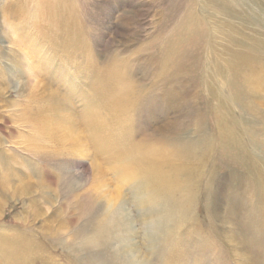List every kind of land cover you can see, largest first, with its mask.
<instances>
[{"label":"rangeland","instance_id":"rangeland-1","mask_svg":"<svg viewBox=\"0 0 264 264\" xmlns=\"http://www.w3.org/2000/svg\"><path fill=\"white\" fill-rule=\"evenodd\" d=\"M243 1L232 20L215 0H0V264H85L105 188L137 243L139 202L175 206L154 264H264V64L234 72L207 36L264 34V0Z\"/></svg>","mask_w":264,"mask_h":264},{"label":"bare ground","instance_id":"bare-ground-1","mask_svg":"<svg viewBox=\"0 0 264 264\" xmlns=\"http://www.w3.org/2000/svg\"><path fill=\"white\" fill-rule=\"evenodd\" d=\"M211 3H213L212 0H211ZM244 3L245 2L243 0H215V4H212L211 6L209 5L210 6L209 8H210V12H212L213 14H217V16H220V17L221 16H225L227 18H230L232 20H235L236 17H234L233 14L239 15V12L237 10V7L239 5H244ZM67 9H68V6H67ZM259 10H260V12L264 13V10L261 9L260 7H259ZM256 12H257V10H256ZM260 12H258V13L260 14ZM204 14H206V13H204ZM211 14L209 16H213ZM243 14L244 13H242V15ZM187 17L188 18L186 19L185 22H187L188 20H190L192 22L193 16L190 15V16H187ZM217 19H219V18H217ZM243 19H247V18H243ZM240 20L242 22V19H240ZM247 21H250L249 23L250 24H253V26H255V27H256V25L261 24L260 21H258L257 19H254V20L253 19H247ZM220 24L221 25L217 24V25L214 26V28H211V32L210 31H207V32H209L207 36L209 37V34H210V40H212V42H214L213 39H215L216 37H218L222 41L221 43L225 46V52H224L225 54H223V55H227L226 57H230L231 58L230 60L232 61L231 63H228L231 70H233L235 72V71H238V69H241L243 66H252V68H253V66L256 67L258 64H264V34L256 33L257 29L255 27H253V28H248L249 31L252 32V34H254V32H255V34L253 36L250 35L249 33L248 34L243 33V35H241L240 32H242V31L240 29H238L237 27L235 28L230 23V21H227V22H224V23L221 22ZM213 25H214V23H213ZM262 26L264 27V23H262ZM208 29H209V26H208ZM12 33L14 34V32H12ZM258 35H259L258 38L255 37V36H258ZM209 50H210V48H209ZM221 53H223L222 50H221ZM33 78H34V76H33ZM34 81H36V80H34ZM24 86L27 87L26 85H24ZM36 87H38V85ZM259 90H261V89H259ZM233 94L235 95V92ZM50 95L53 96V99L55 98V100L58 101L57 102L58 104H62L61 101H60V97L61 96L59 97L58 93L51 92ZM63 108L65 110V114H69L70 113V111L65 106ZM68 108H70V106ZM68 116H70V115H68ZM66 128H67L66 130H67V134H68L67 136H68V138L70 140H72L73 142H75L76 144H80L82 146V144H81L82 136L77 132L78 129L76 128V126H74V125H71V126L67 125ZM84 147H85V145H84ZM85 148H84V151L86 149H88V148H86V149ZM87 156L89 157L88 154H87ZM83 157H84V155H83ZM84 158H86V157H84ZM99 167H100V165H99ZM100 169H101V171L103 170L102 168H100ZM122 169H123V167H122ZM125 169H126V167H125ZM93 170H94V173H95L96 172L95 166L93 167ZM97 173L98 172H96L94 176H96ZM130 174H131V172H130ZM97 175H99V173ZM155 175L158 176V174H155ZM160 176H161V174H160ZM97 177H99V176H97ZM153 177H154V175H153ZM106 179H107V177H106ZM129 180H128V182H129ZM124 181H126V179ZM158 183L159 184L162 183V178L161 177H159ZM151 184H152V182H151ZM103 185H104V187L107 186V184L105 185V183H103ZM99 186H101L100 183H99ZM99 186L97 187L98 189H99ZM20 187H22V186H20ZM103 190L104 191H102L100 195L106 201V203L104 204L105 205L104 206L105 213L101 214L98 218H96L90 224V229L88 230V232H90V233L88 234L87 239H88V242L90 244L91 243L93 244V246L90 249H92L94 251L92 252L90 258H88V259L85 260V264H154L153 263L154 261L152 262V257L154 255L155 245H156L157 241L160 240L159 238L161 237V233H160L161 232V229L164 230V233H167L165 231L168 230V232H170V234H171V231H172L171 227H172V225H171L170 220H172V217H174L173 216L174 215L173 214V211L175 210V206L173 205L171 208H166V207H163L162 206L161 209H160V207H159L160 205L156 201L155 198L154 199L153 198H150V200H147V201H144L143 200L144 202H142V204H141V202H139L140 205L137 206V208L142 213L144 211H148V210H152V212H151V214L149 216H143V218H142L143 219L142 220L143 224L142 225L139 226L140 222H139V224L135 223V224L138 225L137 227H139V228L142 227L140 229H144V231H145V235L142 236L143 243H141V242H138L137 243L136 240H135V237H137V235L135 234L134 220H133V217L131 215L132 212H130V209L131 208H128L127 209V202L125 201L127 199L124 198V194H120L121 191L120 192H116V190L114 191V190H111L110 188H107V189L105 188ZM100 191H101V189H100ZM117 191H119V189H117ZM160 191H158V192L160 193ZM23 192L25 193L26 191L23 190ZM23 192H22V189H18L17 194H21ZM167 193H169V192H167ZM147 195L148 194H146L145 196L147 197ZM185 197H186V195H185ZM139 198H138V200H139ZM163 198L165 199V197H163ZM181 202H182V200H181ZM171 209L173 210L172 212H171ZM179 210H181V209H179ZM141 212H139V213H141ZM161 214L163 215L162 218H161ZM157 216H159V218ZM179 216H180V214H179ZM234 217H233V219H235ZM163 221H166L165 223H166L167 226H164L165 224H164ZM182 227H183V224H182ZM137 230H138V228H137ZM149 231H150V233H149ZM225 232H226V230H225ZM159 233H160V237L158 238V234ZM168 235L165 236L166 239L164 240V243H165V241L167 243L169 242V241H167ZM162 238H164L163 235H162ZM168 239L170 240V238H168ZM171 242H172V240H171ZM169 245H172V244H169ZM174 245H175V243H174ZM167 247H169V246H167ZM173 248H174V246H173ZM81 250L84 252L85 251V248L83 247ZM241 255H243V254L241 253ZM180 256L181 255L174 256V254H173V256H170L172 259L171 258L170 259L173 260V262H174L177 259V257L180 258V259H182ZM170 259H169V262H170ZM246 262H248V261H246ZM172 263H170V264H172ZM173 264H175V263H173Z\"/></svg>","mask_w":264,"mask_h":264}]
</instances>
